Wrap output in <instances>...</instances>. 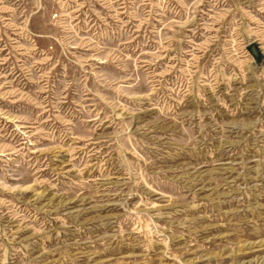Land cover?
<instances>
[{
    "label": "rangeland",
    "instance_id": "obj_1",
    "mask_svg": "<svg viewBox=\"0 0 264 264\" xmlns=\"http://www.w3.org/2000/svg\"><path fill=\"white\" fill-rule=\"evenodd\" d=\"M0 264H264V0H0Z\"/></svg>",
    "mask_w": 264,
    "mask_h": 264
}]
</instances>
